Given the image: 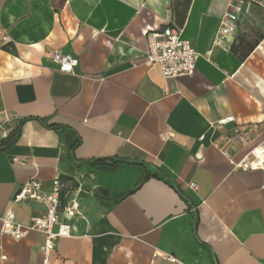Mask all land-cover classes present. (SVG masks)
Masks as SVG:
<instances>
[{"label": "crops", "instance_id": "obj_1", "mask_svg": "<svg viewBox=\"0 0 264 264\" xmlns=\"http://www.w3.org/2000/svg\"><path fill=\"white\" fill-rule=\"evenodd\" d=\"M252 1L234 51L207 60L229 0H0V219L44 216L45 202L14 200L25 183L47 191L58 174L79 177L75 235L50 264H264V171L234 165L264 144V0ZM167 26L201 54L193 77L166 80L146 63L145 31ZM55 52L78 59L75 74ZM36 117L81 145L71 151L69 131ZM116 157L131 163L86 162ZM1 228L0 264H44L43 232L16 241Z\"/></svg>", "mask_w": 264, "mask_h": 264}, {"label": "built area", "instance_id": "obj_2", "mask_svg": "<svg viewBox=\"0 0 264 264\" xmlns=\"http://www.w3.org/2000/svg\"><path fill=\"white\" fill-rule=\"evenodd\" d=\"M252 3V0H229L228 7L221 16L212 47L204 56L207 60H209L213 50H219L223 53L233 52L232 48L235 44L242 15L251 7ZM145 32L147 36L146 63L150 66H157L160 69L161 77L176 81L181 77L194 76L198 68L197 60L201 54L196 51L191 41L184 38L181 29L167 26L160 31L147 29ZM7 39V36H3L2 41ZM52 58L59 71L70 74L76 73L79 66L76 57L55 52ZM233 121L234 118L230 117L221 121L220 124L227 125ZM233 130L234 134L231 141L240 143L245 136L254 130V126L249 125L244 129L236 127ZM234 165L236 169L242 171H264L263 142L252 149L240 162H235ZM82 184L79 177L70 176L65 179L60 174L56 175L50 182L47 191L44 189L45 184L38 180L25 183L14 200L16 202L24 200L43 201L46 203V213L44 216L33 219L31 224L25 225L17 221V216L12 210H8L0 219L2 222L1 233L20 241L30 232H43L46 235L45 244L42 246L43 263L50 264V259L57 249L58 241L75 235L71 222L80 216L78 209L80 207V193L83 192ZM262 188L264 189V184ZM0 258L6 260V256L1 254V248ZM167 259L172 262L177 261L172 256H168Z\"/></svg>", "mask_w": 264, "mask_h": 264}, {"label": "trees", "instance_id": "obj_3", "mask_svg": "<svg viewBox=\"0 0 264 264\" xmlns=\"http://www.w3.org/2000/svg\"><path fill=\"white\" fill-rule=\"evenodd\" d=\"M234 46V45H233ZM232 50H233V48H232ZM234 51V50H233ZM36 120H39V121H41V122H43L49 129H53V130H63V131H65V132H70L71 134H73L74 135V137H75V142L73 143V145L71 146V151H74V149H76L78 146H80L81 145V137L79 136V135H77L73 130H71L69 127L67 128V127H63V126H61V125H58V124H51V125H49L48 123H49V119H41V118H35ZM35 119H33V118H25V119H23V121L21 122V124H23L24 122H26V121H29V120H35ZM21 124H20V126H21ZM19 131H20V127H18V129L17 130H14L13 132H11L7 137V144H13V143H15L17 140H18V138H19V136H18V134H19ZM1 147V146H0ZM86 162H88L91 166H94V167H98V168H100V169H102L103 171H115L116 169H117V167L119 166V164H123V163H127V164H130L131 163V161H128V160H125V159H121V158H119V157H116V158H101V159H90V160H87ZM83 163H85V162H83ZM158 170V172H159V169H157ZM152 176H156V175H153V174H151V173H149V174H147L143 179H141V182H139L138 183V185L136 186V189L140 186V185H142V183L143 182H145V181H148L149 180V178L150 177H152ZM135 190V189H134ZM134 190L133 191H128V192H126V193H124V194H121L120 196H119V198H118V200H122V199H125V198H127V196H129V195H131L132 193H134ZM118 202V201H117ZM197 225H198V221H197V219H196V221H195V225H194V227H195V231H196V234H197V230H198V227H197ZM200 241V240H199ZM200 243H202L201 241H200ZM202 245L206 248V249H208L209 251H210V249H209V247L205 244V243H202ZM215 264H220V261L216 258V261H215Z\"/></svg>", "mask_w": 264, "mask_h": 264}, {"label": "water", "instance_id": "obj_4", "mask_svg": "<svg viewBox=\"0 0 264 264\" xmlns=\"http://www.w3.org/2000/svg\"><path fill=\"white\" fill-rule=\"evenodd\" d=\"M64 141H65V145L68 147V146H72L73 144V134H71L70 132L64 134ZM263 176H264V172H263Z\"/></svg>", "mask_w": 264, "mask_h": 264}]
</instances>
